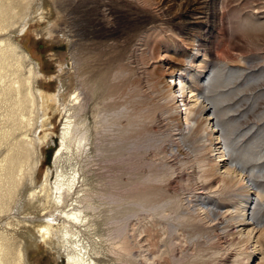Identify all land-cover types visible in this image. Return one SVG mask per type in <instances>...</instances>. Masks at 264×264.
Masks as SVG:
<instances>
[{
    "label": "rangeland",
    "instance_id": "obj_1",
    "mask_svg": "<svg viewBox=\"0 0 264 264\" xmlns=\"http://www.w3.org/2000/svg\"><path fill=\"white\" fill-rule=\"evenodd\" d=\"M52 4L50 22H35L16 36L40 67L36 87L59 93L58 110H48L50 123L40 131L50 136L38 151L35 177L41 184L48 171L52 182L60 172L75 175L69 204L87 217L77 231L93 260L244 264L253 256L258 264L254 243L240 242L235 222L217 213L235 210L245 184L252 190L250 218L264 225V0ZM204 52L213 56L207 67L219 64L202 77L195 99L211 109L224 152L233 156L229 165L244 179L210 199L198 188L213 157L184 137L188 126L176 112L180 103L185 113L183 98L177 93L175 105L165 84L179 79L164 80L166 65L158 62L167 55L185 80ZM78 91L81 99L73 100ZM67 121L71 150L57 160ZM203 210L216 213L207 217ZM30 264L67 262L40 247L30 250Z\"/></svg>",
    "mask_w": 264,
    "mask_h": 264
},
{
    "label": "bare ground",
    "instance_id": "obj_2",
    "mask_svg": "<svg viewBox=\"0 0 264 264\" xmlns=\"http://www.w3.org/2000/svg\"><path fill=\"white\" fill-rule=\"evenodd\" d=\"M51 5L52 0H0V264H30V250L40 247L51 252L57 262L65 257L67 264H97L78 236L77 226L86 223L87 217L78 206L69 204L75 188V175L67 178L69 175L60 172L52 182L48 171L41 184L35 177L39 165L38 151L50 136L48 133L40 136V131L50 123L48 110H58L59 93L53 95L36 87L41 78L40 67L16 41V36L23 34L35 22H50L53 17ZM50 14L51 17L47 16ZM47 31L52 32L49 28ZM204 53L192 60L194 70L185 80L182 79L184 69L166 62L167 55L158 62L166 65L162 69L164 80L168 77L179 79V83L172 81L174 86L166 80L165 84L175 105L179 102L177 93L183 98L184 104H181L185 113L178 110L180 103L176 105V112L178 122L185 120L188 126L184 137L213 157L209 173L204 172V184L198 188L200 196L210 199L238 183L243 184L244 179H238V168L229 165L233 156L224 152L225 141L221 140L220 130L214 125L211 109L205 102L195 99L197 92L203 90L200 84L202 77L219 64L217 61L207 67L213 56ZM65 80L66 77L61 79L62 86L68 84ZM79 99L80 92L73 100ZM71 123L67 121L64 124L57 160L64 154L62 151L71 150V144L67 143L68 137L74 134ZM251 191L243 184L244 200L236 203L234 211L217 214L223 219L231 217L228 222L234 221L237 225L235 233L240 236V242L254 243V255L261 256L258 264H264V225L257 217L250 218ZM203 212L207 217L216 213L213 210ZM252 257H245L244 264H251ZM258 259L252 264H256Z\"/></svg>",
    "mask_w": 264,
    "mask_h": 264
}]
</instances>
